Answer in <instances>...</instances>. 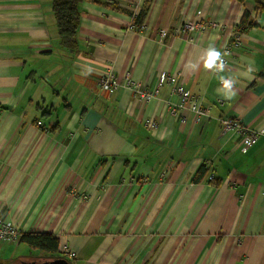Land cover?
Listing matches in <instances>:
<instances>
[{
    "label": "crops",
    "instance_id": "0c3cea01",
    "mask_svg": "<svg viewBox=\"0 0 264 264\" xmlns=\"http://www.w3.org/2000/svg\"><path fill=\"white\" fill-rule=\"evenodd\" d=\"M196 20L219 26L174 32ZM76 41L59 45L51 0H0V218L72 264H264V0H82ZM107 69L175 80L143 102L99 89ZM175 85L207 113L171 114ZM228 117L256 143L221 134ZM44 255L0 243V264Z\"/></svg>",
    "mask_w": 264,
    "mask_h": 264
},
{
    "label": "built area",
    "instance_id": "2783aa9c",
    "mask_svg": "<svg viewBox=\"0 0 264 264\" xmlns=\"http://www.w3.org/2000/svg\"><path fill=\"white\" fill-rule=\"evenodd\" d=\"M219 26L218 23L214 21H205V20H196L194 22H183L178 27L175 28L174 32L177 33H189L194 30L200 32L207 29H214ZM138 28L135 21V15H132L131 22L128 25V29L136 30ZM141 28H145L144 25H141ZM232 44L235 46H240L242 41L241 37L238 34H231ZM226 59L224 56H219L218 64L224 65ZM175 80L174 76L170 74H160L158 76V84L153 89H148L146 85L138 80L133 79L131 73L126 71L122 75V81L118 79L116 74L112 69H107L103 74H101L97 79V85L101 90H107L108 92H114L121 85L128 87L139 100L143 102H150L154 99L158 92V87L162 82L173 83ZM172 91L178 95V103H173L170 107V113L173 115L178 114L180 111L188 109L195 113L196 118H199L202 115L207 113V107L203 106L200 99L191 95L187 92L183 86L175 85L172 87ZM143 124L146 127L154 128L157 123L154 119L150 117L143 118ZM37 126L42 128V123L37 122ZM44 129V127H43ZM226 132H233L239 137V143L243 149H248L254 143H256L259 137V131L255 129H250L246 125L240 123L237 119L233 118H223L221 119L220 133L224 134ZM213 176H210L212 179ZM264 194V192H262ZM21 230L14 224L4 221L0 218V243L8 242L15 243L19 241L21 236ZM65 255L68 258H71L75 255L74 252L65 251Z\"/></svg>",
    "mask_w": 264,
    "mask_h": 264
},
{
    "label": "trees",
    "instance_id": "16d2710c",
    "mask_svg": "<svg viewBox=\"0 0 264 264\" xmlns=\"http://www.w3.org/2000/svg\"><path fill=\"white\" fill-rule=\"evenodd\" d=\"M242 3L244 0H237ZM82 0H51V11L54 16L59 45L68 51H75L77 48L76 34L79 26L80 4ZM248 14L243 15V22H246ZM19 242L27 244L31 249L43 252L44 259L52 260L65 258L58 253V239L47 232H24L21 233ZM41 259L22 261H42ZM68 260V259H67Z\"/></svg>",
    "mask_w": 264,
    "mask_h": 264
},
{
    "label": "water",
    "instance_id": "95a60500",
    "mask_svg": "<svg viewBox=\"0 0 264 264\" xmlns=\"http://www.w3.org/2000/svg\"><path fill=\"white\" fill-rule=\"evenodd\" d=\"M23 264H72V263L65 258H56L52 260L24 262Z\"/></svg>",
    "mask_w": 264,
    "mask_h": 264
},
{
    "label": "clouds",
    "instance_id": "9594fccd",
    "mask_svg": "<svg viewBox=\"0 0 264 264\" xmlns=\"http://www.w3.org/2000/svg\"><path fill=\"white\" fill-rule=\"evenodd\" d=\"M220 53L216 50H210L207 59H206V66L212 67L213 63L219 58Z\"/></svg>",
    "mask_w": 264,
    "mask_h": 264
}]
</instances>
